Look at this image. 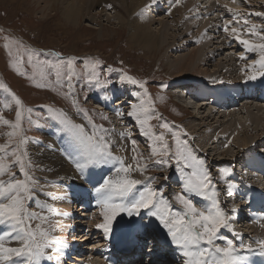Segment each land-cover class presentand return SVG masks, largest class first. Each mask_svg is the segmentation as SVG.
I'll return each mask as SVG.
<instances>
[{
  "label": "rangeland",
  "instance_id": "rangeland-1",
  "mask_svg": "<svg viewBox=\"0 0 264 264\" xmlns=\"http://www.w3.org/2000/svg\"><path fill=\"white\" fill-rule=\"evenodd\" d=\"M205 1H211V3H207L206 5ZM151 2L152 0L147 1L148 7L145 10V14L149 16L147 17L145 15L147 19L149 18L152 20L150 25L151 31H159L162 27L159 23H164L170 28H168L169 45L166 46V48H164L160 53L156 52L153 54L149 53L147 49L146 51L144 48L131 44L128 26L120 24L114 17L113 11L109 9L103 8V10L100 9L101 11L98 9L88 14V16H83L80 21L81 24L76 26L75 24L69 23L66 19V14L64 12L65 5L62 3H57L55 8L50 10L48 5L44 3L42 4L40 0H0V80L4 81L11 88V90L24 101L26 108H32L31 113L25 112L24 119L22 120L21 136L26 139V143L21 145L19 149L21 153L27 152V156L24 157L26 171L33 178V180L38 181L36 184H32V182L29 181L31 187V199L27 201L29 211L37 213L38 217L28 220L27 223L31 225L32 230H35L38 225L39 227L62 226V228H71L70 233L79 235V239L73 241L74 238H72V240L69 239L71 238V234H69L68 238L67 236L63 238V236L61 237L59 234L55 233V231L54 233L52 232L51 235L48 233V228L42 227L41 231H46L48 234L47 243L49 246L46 248V254H51L55 257L59 256V264H103V262L111 264L110 260L113 255L108 253L115 249L114 242L119 240L120 234L125 232L127 239L133 240L138 236L139 227L141 225L147 229L146 232H152V236L157 243H162L161 248L158 244V251L161 252L160 255H158L157 250L155 249H151L146 253V257L143 259L145 264H164L162 263V260L164 259L172 260V263L170 264H181V258L175 250V247L171 245L170 239L167 237L166 230L159 225V222L156 221L155 218L148 216L146 210H141L140 216L127 217L126 213H122L117 216L116 220L113 222L114 227L112 228L111 234H109L107 238L102 229H98L96 225L93 226V222H95V224L103 222V216L98 214L100 213V209L101 212L103 209L102 206L97 203V194H91L80 184L71 183L67 184L68 186L65 185L66 189L63 194L61 192H57V196L59 198L58 200L62 199L65 203L68 202V205L66 204L68 208H66V206H62L61 204H55V202L49 199L54 196V190L61 186V182L54 177L55 174L51 169V167L54 166V163H58L59 158L54 163L50 162V153L57 154L64 161L67 170H71L73 174H77L78 171L75 167V163H69L68 157L63 156L60 153V147H56L57 145H54L53 141L57 139L55 136L56 133L59 132L60 134V139L58 138V140H56L58 144H61V142L64 141V144L67 143L66 145L70 147L72 151L73 147L76 149L77 155L75 154V156H80L79 150L70 133L64 129V126L61 125L59 121L51 119L48 112V108L51 107L54 109H63L71 120L77 124H83V121L86 120L87 125L90 126H93V124L97 126L102 125L106 131H98V135H103L105 139L112 144L113 155L123 157L125 159V163H133L132 156L134 153L132 152L133 146L131 141L135 140L137 142V152L135 155H138L142 164L146 163L148 166L146 170L148 173L145 177H157L152 185L153 188L157 189L158 194H162L163 197L172 204L173 211H183V206L175 200V195L182 192L183 184L181 174L175 165V161L171 160L166 165H158L157 161L160 157L152 156L151 154L154 141L150 137L143 135L135 118L128 115V113L132 110L133 105L139 107L141 102H147L149 97L151 100L150 111L160 117L159 120L153 118L149 121L152 126V131L157 136L160 133L164 134L165 139L170 146V150L172 152L175 151V141L172 138L171 132L160 127V124L162 123H167L172 131L178 132L180 134V139L187 142L194 155L198 159L205 162V167H207L211 173L212 185L215 189L220 188V182L225 181L234 185V187H237V190L233 189L235 192L232 191V197L230 196L231 199H227L228 202L224 204L222 209L230 218L229 224L234 225L236 229L239 228L244 232L246 231L247 235L244 236V242L238 239L235 241V236L232 233L233 226L230 229L222 228L219 235L224 236L226 239L223 241L217 240L216 243L220 246H224L226 240L231 239L233 240V244L238 252H243L247 249L246 247H241V244L243 243L245 246L251 244L256 248L260 247L257 241H259L260 231L264 230V225H255L251 219H245V222L243 221V224L240 226L241 222L238 223L236 220L231 218V216L233 217V211L236 212L237 210L239 211V216L245 215L248 212L247 209L244 210V208H242L243 200H241L242 198L240 196V189L242 185L244 186L249 184L248 186H253V184L256 183L254 186L259 184V186L264 187V182L261 180L257 182L255 179H250L243 183H238L236 180L231 178V175L222 177L220 170L222 168H229L231 165L228 159H232V156L235 155L234 161H236L237 151H239L245 152V155H249L250 153L256 157L261 164V172H264V157L262 156L264 147L260 148L264 145V142L263 144H260L259 142L253 144V141L250 140L245 145L242 143L245 139V135H243L244 137L241 136V134L245 133L247 134L246 137L249 140L255 138L259 133L261 134V132H257L255 127L251 126L249 113L244 114L246 112L243 113V111H241V119L244 121L248 119L250 122L247 123V125H243V130L235 133L233 137L231 135V131H228L227 129V134H224L220 139L218 134H216L217 132H222V129H219L222 124L217 122L220 120L211 118L212 122L210 120V125L213 124L214 126H217L218 124L217 127H211L212 130H210V127H204V119L197 117V113L193 115V112H195V106L193 107L194 110H187L188 108L185 107L183 100L185 98L177 94V90L182 88L192 89L193 81L195 85L196 83H205L206 81L209 82L210 79L211 82L212 80H220L225 77V81H221L219 85L216 84L218 86H213L214 89H218L211 90L215 96L217 95L216 97H218V95H221L222 97V95H224L223 93H226L229 95V99L233 100L239 93V90H241L244 86L256 89L258 93H261L259 97H263L264 99V92H261L264 91V76L259 75L260 68L257 65H253V61L258 60L260 56L255 55L252 57L251 52H248L245 46L242 45L238 39H235L234 35L229 32L231 28H236L239 30L240 39L250 40L254 43L255 37L259 36L252 35L250 33V29L253 24L256 25L257 31L264 28V16L256 15L257 12L264 13V0H235V2H233V0H193L194 5L192 6V10L183 14L187 17V19H184L185 24L182 21V24L178 26H175L176 24L174 23L177 22L176 20L179 21L180 17L177 15L174 20L170 19L169 10L175 8V6H179V3L183 2V0H162V2L161 0H157L155 3ZM260 2H262V4ZM212 3L215 8H212ZM217 6H219V8H217ZM224 7H227V11L229 8H233V12H226ZM119 11L120 10L118 9V12ZM188 19L189 22L187 21ZM245 20H248L247 25L244 23ZM185 25L190 26V29L188 26L185 27ZM226 25L229 27L228 32L224 30ZM186 28L187 31L184 30ZM188 31L191 35L189 34L190 36H185V33ZM258 32L261 33V35H264V30ZM5 37H8V41L5 40ZM180 37L183 39L180 40ZM221 38L224 40L226 39V41L228 39L227 42L232 43L230 44L231 46L227 43L229 46L228 48L234 47V44L237 43L242 47V49L244 48V51H237V49L225 50L222 52L223 55L217 56L218 58H215L212 62L207 63L206 61H202L200 66L195 68L193 71L191 70L190 73L175 72L172 69V65L175 64L179 57L183 55L186 56L193 50L204 48V55L210 53V46L214 43L221 42ZM9 41L12 42L10 44V48L14 55L17 51H19V54L23 57L25 63L19 65V67L21 71H27V76L19 75L11 66L13 57H9V49L4 47V44ZM183 41H190V43L186 44L183 49L175 51L174 48H176V46H181ZM16 42H19V45H22V47H20ZM214 47L216 48V44L210 49H214ZM237 47L239 46L237 45ZM29 50H33L35 53H38V55L34 56V63L38 61H47L52 64H57L60 59H64V66L60 69V84L55 83V72L44 68L47 81L51 82V87L37 88L35 86L33 80L29 79V76H32L34 71L36 72V81L42 83L46 81L40 79L39 67L37 69H33L31 66L27 65L26 61ZM55 52L61 53V57L58 58L52 55V53ZM245 53L246 56H243ZM209 55H211V53ZM229 55L230 57H227ZM68 57L76 58L74 68L77 75L72 79L74 87L71 91L67 88L68 81L66 79V73L68 72L66 60ZM235 58H237V60ZM239 59L242 60V63ZM96 60H99L100 63L95 67H92L91 62H95ZM85 61H90V63L86 66ZM222 64L225 65L222 67L225 68L224 71L217 72L216 69H218V67L216 65L221 66ZM249 64L251 68L249 67ZM125 73L138 80L146 82L145 87L148 90V97L144 96V90L138 85H133L125 79ZM183 73H185V75ZM253 73L257 74V80L260 82L249 80L247 78ZM185 76L186 78L184 79ZM238 79L240 80L238 81ZM212 82L211 85L213 84ZM248 92L250 93L251 90H248ZM65 93H67V95H65ZM242 94L245 100L243 104H237V99L235 104H241L243 106L245 102L249 101V107L254 105V107H251V111L254 115L260 113L254 110L256 105H258V101L255 102L253 99L254 97L252 98L250 94H246L243 90ZM123 97L126 98V101L121 103L120 98L123 99ZM5 102L11 103V107L6 108L4 106ZM208 102L209 101H207V103L204 102V104L207 105ZM188 105H190V102H188ZM236 105H234L235 108L237 107ZM259 105H261V103H259ZM210 106L206 109L205 107L200 109L202 111V115L200 116H203V114L206 116L211 113L212 110L215 111V113L217 110H230L228 108L229 105H227L225 109H217V106H213L212 109ZM85 112L87 113V116L85 115ZM229 113H232L231 110L228 111V114ZM260 114L264 115V109ZM0 115H3L10 121L15 120V105L11 102V97L8 93L3 90H0ZM230 115L232 114H229L228 120H230ZM88 117H91L92 123H89ZM103 117H107V119H104ZM248 124H250L249 128ZM60 130L62 131L60 132ZM9 131H11L10 128L0 124V144L9 142V138L6 135ZM211 131L215 134L210 135V145L208 146L211 147V151L214 155L208 156L205 152H201V147H199V145L206 142L204 135H206V132L211 133ZM121 133H130V138L121 136ZM239 133L241 134L239 135ZM21 136L14 137L12 139V148L16 147ZM229 137H232V139ZM234 137H236V139L240 137V140L238 141L235 139L233 142ZM66 138H69L71 141ZM243 144L244 146H242ZM36 145H38L36 148H39V150H45V155L43 154L32 157V151ZM51 145L55 148L52 149ZM156 146L159 147V142H156ZM226 152L229 154H226ZM0 155L3 154L0 153ZM71 156L72 155L70 154V157ZM13 161L14 157H11L9 159V163H12ZM248 161L251 162L252 159H249ZM90 166L95 167L92 165ZM96 168L100 169V167L96 166L92 170H95ZM85 171L89 173V169L87 167L85 168ZM249 171L250 168L247 167L244 173H249ZM12 172L16 173V178L25 179L23 174L19 172L18 165L12 168ZM134 173L135 172L132 173V178L142 181L145 180L143 176L140 177L135 175L133 177ZM258 174L264 178L263 174ZM164 177H168V179L165 180ZM65 178L68 177L64 176L63 179ZM86 178L87 177H85V180H87ZM0 179L7 180L8 175L6 174L5 176L0 177ZM143 187V184L137 185L138 190H143ZM161 188L162 192H160ZM221 191L222 190L218 191L219 194L222 195H219L220 198H224V196L228 195L227 190L222 191L223 193ZM85 195L88 199L83 205L84 211L82 216L77 218V221L81 222H77L72 226L68 225L64 222L66 217H77V215L74 214V210L72 212L70 211L71 208L69 207L71 203L85 198ZM186 195L193 200V203L198 208H200L202 203H206V200H203V197H200L202 198L200 200L194 193H187ZM238 198H240V200ZM229 199H233L232 202ZM87 203L89 206L86 205ZM61 207L65 208H62L61 210ZM231 207L234 208L232 209ZM48 209L53 210L54 212L57 211L56 213H58V215H62V220L55 216L50 217V215L45 212V210ZM85 211L87 213H84ZM257 211L253 213V215L258 214L259 212V215L261 214L259 217L263 218L264 214L260 213L261 211ZM85 214L87 216L86 221H84ZM92 218H94V220ZM78 224H83V226H81V230L86 232L81 234V231L78 230ZM5 230H7L6 226L0 225V232ZM87 231H92L90 233L91 235L89 234L88 236ZM230 234H232L233 237ZM89 237H92V240ZM37 238H40L39 235ZM87 238L91 241H86ZM56 241H60L62 244H65L66 247L61 248L60 251L57 252L56 249L60 248V245H58ZM240 242L241 244H239ZM11 244L12 247L20 246L17 242H12ZM140 247L142 249V246ZM107 248L108 250H106ZM61 253H63V255ZM90 254L94 255L90 256ZM83 255H85L84 262L76 261ZM117 256L119 257V255ZM161 256L162 260L159 261L157 258ZM153 258H155L154 261H152ZM45 261L48 264H52V261ZM127 261L126 264L131 262V260Z\"/></svg>",
  "mask_w": 264,
  "mask_h": 264
},
{
  "label": "snow or ice",
  "instance_id": "snow-or-ice-1",
  "mask_svg": "<svg viewBox=\"0 0 264 264\" xmlns=\"http://www.w3.org/2000/svg\"><path fill=\"white\" fill-rule=\"evenodd\" d=\"M155 3V0H152ZM235 2V0H233ZM108 7H111L109 5ZM148 7V6H146ZM144 10L142 9L141 12ZM229 12L232 9H228ZM257 16H264V13L257 12ZM245 25L248 20L244 21ZM224 30L229 31L226 25ZM252 35L259 36L264 40V35H261L256 30V25H252L250 29ZM230 34H233L239 42L245 46L248 52H260L258 60L253 61V65H259V75L264 76V43H253L250 40L240 39L239 30L231 28ZM8 41V37H5ZM9 41L4 44L6 49H9V57H13L11 66L21 76H27V71H21L19 65L25 63L19 51L14 55L11 51ZM19 45V42H16ZM22 47V45H19ZM38 55L33 50L28 51L27 65L33 69L39 67L40 79L46 81L44 83L36 81V72H33L29 79H32L37 88L51 87V82L47 81L44 68L55 72L56 84H60L61 72L60 69L64 66V59H60L57 64H52L47 61H38L34 63V56ZM52 55L61 57V53L55 52ZM75 57H68L66 60L68 72L66 79L68 81L67 88L69 91L73 89L72 79L77 75L75 72ZM90 61H85L87 66ZM100 63L99 60L91 62V66L95 67ZM42 66V67H40ZM249 80H255L257 74L253 73L247 77ZM125 79L133 85H138L144 90V96L148 97V90L145 87V81L138 80L125 73ZM0 90L8 93L11 97V102L15 105V120L10 121L3 115H0V124H3L11 129L6 135L9 142L0 144V177L8 175L7 180L0 179V225L6 226L7 230L0 232V264H41V260L53 261L54 257L51 254H46L47 232L41 231L39 225L35 230H32L28 220L37 218L38 214L30 212L27 206V201L31 199L32 184L38 183L26 171L24 157L27 152H20V146L26 143V139L21 136L22 120L25 112L31 113L32 108H26L24 101L11 90V88L2 80H0ZM55 90V89H53ZM67 95V93H65ZM75 103V102H74ZM6 108L11 107V103L5 102ZM150 97L147 102L142 101L140 106H132V110L128 113L129 116L135 118L136 123L140 126L143 135L150 137L154 144L151 149L152 156L160 157L157 161L158 165H166L169 161L174 160L178 171L181 174L183 181L182 192L175 195V200L183 206V211H173L172 204L158 194V190L153 188V183L157 177H146L145 181L132 178L133 172H145L147 164L141 163L137 152L136 141L132 140V156L133 163H125V159L121 156L113 155L112 144L105 139L103 135H98V131H106L102 125H94L93 131L86 130L83 124H77L71 120L63 109H54L49 107L48 112L51 119L59 121L64 129L68 131L75 141L79 150L80 159L75 160L76 169L83 173L84 169L89 166L100 165H118L115 176H108L103 179L102 183L94 188L97 194V203L102 206L103 222L98 223L96 227L102 229L105 236H108L113 228V222L121 213H126L128 217L140 216L141 210H146L148 216L155 218L159 225L166 230L167 237L170 239L171 245L175 247L181 258V264H247V259L244 256L237 254L236 247L231 239H227L224 246L216 243L217 240H225L224 236L219 235L222 228H231L229 217L220 207L218 199L219 193L212 185L211 173L205 162L198 159L193 151L189 148L186 141L180 139L178 132L172 131L167 123L160 124V127L171 132L172 138L175 141V151L170 150V146L165 139L163 133L158 136L152 131V126L149 121L153 118L159 120L158 115L150 111ZM83 111V110H82ZM87 116V113L85 112ZM107 119V117H103ZM30 119V117H29ZM89 123H92L91 117H88ZM130 133H121V136L130 138ZM21 136L15 148L11 147V142L14 137ZM159 142V147L156 146ZM14 157V161L9 163V159ZM19 166V172L23 174L25 179L16 178V173L12 172L14 166ZM222 177L227 176L228 170L221 169ZM165 180L168 177H164ZM143 184V190H138L137 185ZM162 192V188L160 189ZM194 193L196 196L203 197L210 201V205L203 209L198 208L193 200L186 194ZM229 195L232 194L231 187ZM235 210V209H234ZM39 235V239L37 236ZM12 242L19 243V247L10 246ZM60 248L66 247L60 241H56ZM257 243L260 246L261 255H264V240H259ZM251 252L252 245H243ZM56 264H59V256L55 257Z\"/></svg>",
  "mask_w": 264,
  "mask_h": 264
},
{
  "label": "bare ground",
  "instance_id": "bare-ground-1",
  "mask_svg": "<svg viewBox=\"0 0 264 264\" xmlns=\"http://www.w3.org/2000/svg\"><path fill=\"white\" fill-rule=\"evenodd\" d=\"M147 1L148 0H43V1H41L40 0V2L43 4H46V5H48V7H49V9L51 10V9H54L55 8V6H56V4L57 3H62L63 5H65L64 6V12H65V14H66V19L69 21V23H72V24H75L76 26H78L79 24H81V18L83 17V16H88V14H90L91 12H93V11H95V10H100V9H102L103 10V8H105V9H109V10H111V11H113V14H114V17L119 21V23L120 24H123V26L124 25H127L128 26V28H129V32H130V42H131V44H133L134 46H137V47H140V48H144L145 50L147 49L148 51H149V53H151V54H153V53H160L164 48H166V46H168L169 45V33H168V31H169V27H167V25H165L164 23H159V25H162V27H161V29L159 30V31H157V32H152L151 31V23H152V20H150L149 18L147 19V17H149V16H147L146 14H145V10L147 9V7L146 6H148L147 5ZM156 2H157V0H155ZM161 2H162V0H161ZM164 2V1H163ZM180 2V1H179ZM206 2V1H205ZM152 3V2H151ZM150 3V4H151ZM207 3H211V1L210 2H206V5H207ZM261 4H262V2H260ZM149 4V5H150ZM222 4V3H221ZM109 5H111V7H108ZM194 5V2H193V0H183V2H181V3H179V6H175V8H173V9H171V10H169V15H170V19H173L174 20V18L178 15L179 17H180V19H179V21L178 20H176L177 22L176 23H174V24H176L175 26H178V25H181L182 24V21L184 22V24H185V20L184 19H187V17H185L183 14L184 13H186V12H189V11H191L192 10V6ZM197 5V4H196ZM201 6V5H200ZM199 6V7H200ZM202 6H204V5H202ZM212 6H213V3H212ZM227 6V5H226ZM207 7H210V6H207ZM207 7H206V9H207ZM123 8H124V11H123ZM169 8V7H168ZM205 8V7H204ZM212 8H215L214 6L212 7ZM217 8H219V6H217ZM225 8V10H226V12H229V11H227V7H224ZM118 9L120 10L119 12H118ZM144 10L143 12H141V10ZM231 9V8H230ZM233 9V8H232ZM205 10V9H204ZM221 10H223V9H221ZM101 11V10H100ZM212 11V10H211ZM218 11V10H217ZM121 12V13H120ZM219 12V11H218ZM225 12V11H224ZM231 12H233V10L231 11ZM230 12V13H231ZM245 12V11H244ZM106 14V13H105ZM248 14V13H247ZM147 17H146V16ZM217 15V14H216ZM246 15V14H245ZM248 16V15H247ZM251 16V15H250ZM245 17V16H244ZM252 17V16H251ZM240 18V17H239ZM216 19H217V17H216ZM188 22H189V19L187 20ZM252 23V22H251ZM250 25V24H249ZM186 26H188V25H185V27ZM261 27V26H260ZM169 28V29H168ZM174 28V27H173ZM188 28L190 29V26H188ZM188 29V30H189ZM184 30H186L187 31V28L186 29H184ZM248 30V29H247ZM264 30V28L263 29H259L258 31H263ZM216 31V30H215ZM230 32V31H229ZM246 33H247V31H246ZM190 33H189V31L187 32V33H185V36H188ZM191 35V34H190ZM189 35V36H190ZM202 36H203V34H202ZM255 36V35H254ZM235 37V36H234ZM181 39L180 40H182L183 38L182 37H180ZM201 39V38H200ZM236 39V38H235ZM171 40V39H170ZM189 40V39H188ZM199 40V39H198ZM221 42H219V43H214L212 46H215V44H216V48L214 47V49H210V48H212V46H210V48H209V51H210V53H211V55H209L210 53H208V54H206V55H204V53H205V49L204 48H198V49H196V50H193L192 52H190V54H185L186 56H181V57H179V59H177L176 60V62H175V64H173L172 65V69L175 71V72H185V73H190V71L192 70H194L195 68H197L198 66H200V63L202 62V61H206L207 63L208 62H212L213 60H215V58H218L217 56H221V55H223V53L222 52H224L225 50H233V49H237L238 47H237V45L236 44H234V47H231V48H228L229 46H231L230 44H232V43H230V42H227L228 41V39H227V41H226V39L224 40V39H222L221 38ZM172 41H174V40H172ZM203 42V41H202ZM205 42V41H204ZM261 43V42H263L264 43V40H261L259 37H255V42L254 43ZM190 43V41H183V44L181 45V46H176V48H174V50L175 51H179V50H181V49H183V47H185V45L186 44H189ZM229 44V46H228V44ZM234 43V42H233ZM208 45V44H207ZM175 46V45H174ZM239 46V45H238ZM204 49V50H203ZM244 49V48H243ZM146 50V51H147ZM208 50V49H207ZM207 52V51H206ZM251 54H252V57H254L255 55H259L260 56V52L259 51H256V52H251ZM242 55V54H241ZM204 57V58H203ZM227 57H230V55L229 56H227ZM240 57V56H239ZM248 57V56H247ZM228 59V58H227ZM236 60H237V58H235ZM242 59V58H241ZM241 59H239L240 61H241V63H242V60ZM231 60V59H230ZM236 60H234V61H236ZM238 60V61H239ZM222 62V61H221ZM237 62V61H236ZM239 65V64H238ZM242 65V64H241ZM217 67H218V69H216L217 70V72H219V71H221V72H223L224 71V69L225 68H222V67H224L225 65L224 64H222L221 66L220 65H216ZM258 67H259V65H257ZM234 67V66H233ZM238 67V66H237ZM247 67H248V65H247ZM249 67H250V64H249ZM251 68V67H250ZM230 71H232V70H230ZM235 71V70H234ZM195 72V71H194ZM185 73H183L184 75H185ZM230 73V72H229ZM249 73V72H248ZM177 74V73H176ZM182 74V73H181ZM220 74H222V73H220ZM227 76V75H226ZM180 77V76H179ZM217 77V76H216ZM220 77V76H219ZM186 78V76L184 77V79ZM225 77H223V79H220V80H218V79H215L212 83V85H216V84H218L219 85V83L221 82V81H225V79H224ZM211 80V79H210ZM210 80H209V83H211L210 82ZM240 79H238V81H239ZM255 81H257V82H260V81H258V80H255ZM207 82V81H206ZM236 82V81H235ZM248 83V82H247ZM223 84V83H222ZM226 84V83H225ZM193 85H194V81H193ZM218 85H216V86H218ZM247 85V84H246ZM186 86V85H185ZM227 86V85H226ZM249 86V85H248ZM263 86V85H262ZM259 87V86H258ZM264 87V86H263ZM186 89H190V88H182V89H179V90H177V94H179L181 97H183V98H185V99H183L184 100V103H185V107H187L188 109L187 110H194V105H191V106H189L188 107V102L190 101V98H189V101H188V95L186 94ZM237 90V89H236ZM262 90V89H261ZM252 91V90H251ZM261 92H264V91H261ZM176 94V95H177ZM174 95V94H173ZM259 95L260 94H255L254 96V100H255V102H257L258 101V105H256V108H254V110H256V111H258V112H262L263 111V109H264V99H263V97H259ZM217 96V95H216ZM215 95L213 96V97H210V99H212V100H214L215 101V99L217 100V97H216ZM244 98V97H243ZM251 98V97H250ZM180 99V98H179ZM126 101V98L125 97H123V99L122 98H120V102L121 103H124ZM228 102H227V104L226 105H224L222 108H219V109H225V107L227 106V105H229V109L231 110V112L232 113H229V114H232V115H230V120H228V118H229V114H228V111H230V110H228V111H217L216 113H215V111H211V113H209V114H207L206 116L203 114V116H200V115H202V111L200 110V109H203L204 108V106H206L204 103H202V104H197V105H195V112H193V115H195L196 113V115H197V117H199V118H202V119H204L203 121H204V127H210V130H212L211 129V127H217L218 126V124H217V126H214L213 124H211L210 125V120H211V122H212V119L211 118H215L216 120H220V121H217V122H219V123H221L222 124V126H220V128L219 129H222V132H217L216 134H218V137H220V139L223 137V135L224 134H227L226 132H228V131H231V135H232V137H233V135L235 134V133H238L239 131H242L243 130V125H247V123H249L250 121H251V126H254L255 127V130L257 131V132H261V134L259 133L255 138H253V139H249L248 140V138L246 137V135L247 134H245V133H243V134H241V133H239V135L241 134V136H243V135H245V139H244V141L242 142V143H244L245 145L247 144V142H249L250 140L251 141H253V144H256L257 142H259L260 144H263V142H264V115H262V114H260V113H258V114H256V115H254V113L251 111V107H254V105L253 106H248V103H249V101H247V102H245V104L242 106L241 104V107H240V105H237V107L235 108L234 106H231L232 105V103H231V100L230 99H228L227 100ZM182 102V101H181ZM244 102V101H243ZM207 103V102H206ZM223 103V102H222ZM259 103H261V105H259ZM251 104V103H250ZM118 105V104H117ZM183 105V104H182ZM187 105V106H186ZM263 105V106H262ZM210 106V105H209ZM213 106H215V105H213ZM213 106L211 105L210 107L213 109ZM258 106H260V107H258ZM108 107H110V106H108ZM197 107V108H196ZM209 107V108H210ZM238 107H240V108H238ZM206 108H208V107H205V109ZM235 108V109H234ZM238 108V109H237ZM112 109V108H111ZM241 111H243V113L244 112H246V113H244V114H248L249 113V120L247 119L246 121H244V120H242L241 119V116L240 115H242L241 113ZM196 118V117H195ZM198 118V119H199ZM243 118H245V117H243ZM116 119V118H115ZM223 120V121H222ZM84 123H83V125L85 126V128H86V130L87 131H89V132H92L94 129H93V126H90V125H87V123H86V120H84L83 121ZM206 123H208V124H206ZM249 125L250 124H248V128H249ZM247 128V129H248ZM253 128V127H252ZM218 129V130H219ZM228 129V131H226ZM59 131V130H58ZM62 130H60V132H61ZM247 131V130H246ZM64 134V133H63ZM212 134H215L214 132H212L211 131V133H209V132H206V135H204V139L206 140V142H204L203 144H200L199 145V147H201V152H205L208 156H213L214 155V153L211 151V147L210 146H208V145H210V135H212ZM59 132L58 133H56V137H57V139L56 140H58V138H59ZM192 136V135H191ZM215 136V135H214ZM240 136V137H241ZM55 137V138H56ZM232 137H229V138H231L232 139ZM240 137L238 138V139H236V137H234L233 138V142H234V140L236 139V140H240ZM244 137V136H243ZM192 138V137H191ZM60 139V138H59ZM67 140H70L69 138H66ZM243 139V138H242ZM53 140H55V139H53ZM56 140L55 141H53V143H54V145H57L56 147H60V153L63 155V156H66V157H68V159H69V163H71V164H74L75 163V160H77V159H80V156H75V154H76V149L73 147V151L70 149V147H68L66 144H64V141H62L61 142V144H58L57 142H56ZM65 140V139H64ZM66 141V140H65ZM71 141V140H70ZM241 143V144H242ZM68 144H70V143H68ZM225 144H226V142H225ZM237 144V143H236ZM235 144V145H236ZM244 144L242 145V146H244ZM259 144V145H260ZM224 145V144H223ZM259 145H257V146H259ZM41 146V145H40ZM45 146V145H44ZM52 146V145H51ZM238 146V145H237ZM248 146V145H247ZM31 147V146H30ZM36 147H38V145H36V146H34V150L32 151L33 152V155H32V157L33 156H40V155H45V150L44 151H42V150H39V148H36ZM264 147V145H262V147H260V148H263ZM53 148H55V147H53L52 146V149ZM45 149V148H44ZM210 149V150H209ZM32 150V149H31ZM62 150H64V151H62ZM52 151V150H51ZM58 151H59V149H58ZM58 151H56V152H58ZM242 151H245V150H242ZM55 152V151H54ZM238 153H237V159H236V161H234V157H235V155L234 156H232L233 158L231 159H228V161H229V163H230V167L229 168H222V169H227L228 170V173H229V175H231V178L232 179H234V180H236L238 183H243V182H245V181H247V180H250V179H255L257 182L259 181V180H263L264 181V178L263 177H261V176H259V174L258 173H261L262 174V172H261V168H259V166H258V163H259V161H258V159L256 158V157H254L252 154H250L249 153V155L247 154V155H245V152H239V151H237ZM59 153V152H58ZM212 153V154H211ZM70 154L72 155L71 157H70ZM226 154H229L228 152H226ZM263 154H264V151H263ZM50 155H51V157H50ZM50 155H49V161L50 162H52V163H54V162H56L57 160H58V158H59V161H58V163H54V166H52L51 167V169H52V171L54 172V174H55V178H57L58 179V181H60L61 182V187H59L58 189L56 188L55 190H54V193H53V195H56L57 194V192H61L62 194L65 192L64 190L66 189L65 187H62V186H65V185H67V184H71V183H73V184H80V185H82L84 188H86L91 194H93V195H95L96 193H95V191H94V188L96 187V186H98L99 185V183H102V181H103V179L104 178H106V177H108V176H115V174H116V168L118 167V165H100V166H98V167H100V169H95V170H92L93 168H95V167H91L90 165L89 166H87V168L89 169V173L87 172V171H85V169H84V172L83 173H81V172H79V171H77V174H73L72 172H71V170H67V168H66V166H65V164H64V161L57 155V154H54V153H50ZM77 155V154H76ZM48 157V156H47ZM70 157V158H69ZM36 159V158H35ZM65 159V158H64ZM249 159H252V161L251 162H249L248 160ZM37 160H39V159H37ZM66 160H67V158H66ZM128 160V159H127ZM34 161H36V160H34ZM42 161V160H41ZM68 161V160H67ZM40 163V162H39ZM42 163V162H41ZM43 164V163H42ZM67 164V163H66ZM70 164V165H71ZM50 165V164H49ZM69 165V164H68ZM44 167V166H43ZM247 167H249L250 168V171H249V173H244V171L247 169ZM44 169V168H43ZM46 170V169H45ZM48 170V169H47ZM39 172V171H38ZM62 172H64V173H62ZM147 173H148V171H145V172H143V173H138V172H135L134 174H133V177L135 176V175H137V176H140V177H142L143 176V178L145 179L146 177V175H147ZM258 174V175H257ZM43 175H45V174H43ZM264 175V174H263ZM50 176V175H49ZM64 176H67L68 178H65V179H63V177ZM85 177H87L86 179L87 180H85ZM142 178V179H143ZM261 178V179H260ZM53 179V178H52ZM143 179V180H144ZM145 181V180H144ZM253 181V180H252ZM224 183V184H223ZM233 183V182H232ZM254 183V182H253ZM252 183V184H253ZM234 184V183H233ZM251 184V183H250ZM256 184V183H255ZM255 184H253V186L255 185ZM249 185V184H248ZM248 185H242V187H241V189H240V196H241V200H243V205H242V208H244V210L245 209H248L249 211H250V215L249 214H247L246 215V217H245V215H243V216H240V217H243L242 219H240L239 218V211L237 210L236 212H234L233 211V217L231 216V218H233L234 220H236V221H238V223L239 222H241V220H243L244 222H245V219H251L254 223H255V225H264V217L262 218V217H259V216H261V214L259 215V213L258 214H255V215H253V213H255L257 210L258 211H261L260 213H263L264 214V191H263V189H264V187H261V186H259V184H257V186H248ZM68 186V185H67ZM230 187H231V192L232 191H234L233 189H236L237 190V187L235 188L234 187V185H231V184H229L228 182H220V188H217L216 190H217V192L219 191V190H222V191H226L227 190V194L229 193V190H230ZM54 189V188H53ZM221 191V192H222ZM76 192V191H75ZM235 192V191H234ZM219 193V192H218ZM223 193V192H222ZM65 195V194H64ZM63 195V196H64ZM84 195V194H83ZM219 195H221V194H219ZM225 195V194H224ZM229 195V194H228ZM226 195V196H224V198H220L219 196H218V199H219V202H220V207L222 208V207H224V204L226 203V202H228L227 201V199L228 198H230V196L232 197V194L231 195ZM235 195V194H234ZM222 196V195H221ZM236 196V195H235ZM238 196V195H237ZM69 198V197H68ZM67 198V199H68ZM49 199H53L54 201L53 202H55V204H61L62 206H66V204L68 203H65V201H63L62 199L61 200H58L56 197H51V198H49ZM70 199H72V198H70ZM87 196L85 195V198H83V199H79V201H77V202H72L71 203V205H70V207L69 208H71L70 209V211L72 212L73 210H74V214L75 215H77V217H74V218H72V217H66V219H65V221L64 222H66L68 225H70V226H72V225H74V224H76L77 222H81V221H77L78 219V217H80V216H82V213H83V205L87 202ZM231 199V198H230ZM229 199V200H230ZM237 199V198H236ZM239 200H240V198H238ZM233 200V199H232ZM232 200H230L231 202H232ZM50 202H52V201H50ZM241 203V204H242ZM68 205V204H67ZM229 205V204H228ZM98 207V206H97ZM230 207V206H229ZM62 208L64 209L65 207H61V210H62ZM66 208H68V206H66ZM227 208V207H226ZM232 208V207H231ZM234 208V207H233ZM232 208V209H233ZM228 211H229V209H228ZM230 211H231V209H230ZM45 212L48 214V215H52V216H55V217H58V219H61V217H62V215H58V213H56V212H54L53 210H50V209H48V210H45ZM58 212H59V210H58ZM63 212V211H62ZM81 212V213H80ZM102 212H101V209H100V213H98V214H101ZM230 213V212H229ZM61 214V213H60ZM70 214V213H69ZM92 214V213H91ZM122 214V213H121ZM66 215V214H65ZM93 215V214H92ZM102 215V214H101ZM70 216V215H69ZM90 216V215H89ZM228 216V215H227ZM43 217H45V216H43ZM91 217V216H90ZM128 217V216H127ZM65 218V217H64ZM102 218V217H101ZM122 218V217H121ZM49 219V218H48ZM88 219H90V218H88ZM93 220H94V218H92ZM239 219V220H238ZM62 220V219H61ZM64 220V219H63ZM92 220V221H93ZM119 220V219H118ZM102 221V220H101ZM235 221V222H236ZM61 222V221H60ZM88 222V221H87ZM59 223V222H58ZM98 223V222H97ZM101 223V222H100ZM67 224H66V226H67ZM95 225H97V224H95V222H93V226H95ZM231 225V224H230ZM233 226V227H232ZM42 227H44V226H40V230L42 229ZM114 227V226H113ZM231 227H232V233H233V235L235 236L234 237V239H235V241H236V239H238V240H244V236H246L247 235V233H246V231L244 232V231H242V230H240L239 228L238 229H236V227H234V225H231ZM264 227V226H263ZM44 228H48V233H54V231H55V233H57V234H59L61 237L63 236V238H65L66 236H67V238H68V236H69V234H71V238H69L70 240H72V238H74L73 239V241H75V240H77V239H79L78 238V234L76 235V234H73V233H70V229L69 228H62V226H55V227H52V226H48V227H44ZM250 229V228H249ZM118 230V229H117ZM81 231V234L82 233H84V232H86V231H82V230H80ZM88 233H87V235L89 236V234L92 232V231H87ZM248 232V231H247ZM256 232V231H255ZM147 233V232H146ZM111 234V233H110ZM52 235V234H51ZM91 235V234H90ZM231 236H232V234H230ZM52 237V236H51ZM60 237V238H61ZM101 237V236H100ZM107 237V236H106ZM233 237V236H232ZM90 238V237H89ZM108 238V237H107ZM69 240V241H70ZM88 240H90V239H86V241H88ZM259 240H264V230H262V231H260V233H259ZM77 242V241H76ZM79 242H82V241H79ZM117 242V241H116ZM115 242V249H113L110 253L112 254V253H114L115 254V251L117 250V249H119L120 248V246H119V243L117 244ZM164 242V241H163ZM244 242V241H243ZM111 243V242H110ZM140 243V242H139ZM138 243V244H139ZM226 243V242H225ZM112 244V243H111ZM162 244V243H161ZM239 244H241V242L239 243ZM244 244V243H243ZM12 245V244H11ZM86 245V244H85ZM80 248V247H79ZM90 248H92V247H90ZM110 248V247H109ZM112 248V247H111ZM157 248H159V247H157ZM139 249H141V247L139 246ZM252 251L251 252H249L248 251V249H245L243 252H238L237 251V254H239V255H241V256H244V257H246V259H247V264H264V255H261V252H260V247L259 248H256V247H254V245H252ZM106 250H108V248L106 249ZM107 252V251H106ZM151 252H153V251H151ZM93 253V252H92ZM157 253H158V255H160L161 254V252H159V251H157ZM92 255H94V254H90V256H92ZM98 255V254H97ZM117 255H119V254H117ZM116 255V257L113 259L112 258V261H111V264H113V260H114V263L115 264H126V261L128 260H130V257L129 256H121V255H119V257ZM109 256V255H108ZM84 257H85V255H83L82 257L80 256V258H78L77 259V261L78 262H82V261H84ZM110 257V256H109ZM120 258H122L121 259V261H120ZM148 258V257H147ZM150 258V257H149ZM99 259V258H98ZM127 261V262H128ZM103 262V261H102ZM162 263H164V264H170V263H172V260H170V259H164V260H162ZM103 264H107L106 262H103ZM128 264H133L132 262H130V263H128ZM151 264V263H150Z\"/></svg>",
  "mask_w": 264,
  "mask_h": 264
}]
</instances>
